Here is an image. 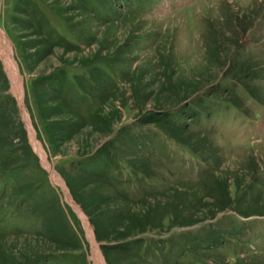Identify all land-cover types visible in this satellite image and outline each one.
I'll return each mask as SVG.
<instances>
[{
    "label": "rangeland",
    "instance_id": "1",
    "mask_svg": "<svg viewBox=\"0 0 264 264\" xmlns=\"http://www.w3.org/2000/svg\"><path fill=\"white\" fill-rule=\"evenodd\" d=\"M0 29V264H96L88 226L104 264H264V0H0Z\"/></svg>",
    "mask_w": 264,
    "mask_h": 264
},
{
    "label": "bare ground",
    "instance_id": "2",
    "mask_svg": "<svg viewBox=\"0 0 264 264\" xmlns=\"http://www.w3.org/2000/svg\"><path fill=\"white\" fill-rule=\"evenodd\" d=\"M0 54L2 55V57L6 60V62L8 63V65L10 66V68H11V70L13 71V73H14V76H13V74H11L12 75V77L14 78H20V76H19V74H18V71H17V68H16V66H15V64H14V62H13V60H12V56L10 55V52H9V45H8V43L6 42V39H5V37H4V35H2L1 33H0ZM20 87H21V85H20ZM26 113V112H25ZM25 113H24V115H25ZM27 119H29V116L28 115H26L25 116ZM36 148H37V151H38V153L40 154V156H41V158H42V160H43V162H44V165H45V161H46V158L44 157V154H43V152L41 151V149L40 148H38V145L36 144ZM45 167L47 168L48 166H46L45 165ZM50 170V169H49ZM55 179L57 180V182L59 183V184H61L62 186H63V189H64V191H65V193H66V197H67V200H68V202L70 203V204H72V205H74V203L72 202V200L71 199H69V197H68V194H67V191H66V188H65V185H64V183H63V181H61V179L55 174ZM79 211V210H78ZM80 213H81V211H80ZM81 215H82V213H81ZM82 217L85 219V217L82 215ZM85 221V220H84ZM87 230H88V233L87 234H89V239H90V241H91V244H92V246H93V256H94V261H95V263L96 264H104V262H103V259H102V256H101V254L99 253V251H98V248H97V246H96V243H95V241H94V238H93V235H92V232H91V229H90V227L88 226L87 227Z\"/></svg>",
    "mask_w": 264,
    "mask_h": 264
},
{
    "label": "water",
    "instance_id": "3",
    "mask_svg": "<svg viewBox=\"0 0 264 264\" xmlns=\"http://www.w3.org/2000/svg\"><path fill=\"white\" fill-rule=\"evenodd\" d=\"M0 33L2 34V35H4L5 36V34H4V32H3V30H1L0 29ZM8 45H9V52H10V55L12 56V58L14 57V54H13V52H12V50H11V47H10V44H9V41H8Z\"/></svg>",
    "mask_w": 264,
    "mask_h": 264
}]
</instances>
